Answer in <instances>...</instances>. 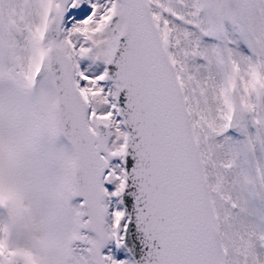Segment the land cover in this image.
I'll list each match as a JSON object with an SVG mask.
<instances>
[{
  "label": "snow or ice",
  "instance_id": "6c2138e0",
  "mask_svg": "<svg viewBox=\"0 0 264 264\" xmlns=\"http://www.w3.org/2000/svg\"><path fill=\"white\" fill-rule=\"evenodd\" d=\"M0 264H264V0H0Z\"/></svg>",
  "mask_w": 264,
  "mask_h": 264
},
{
  "label": "water",
  "instance_id": "95a60500",
  "mask_svg": "<svg viewBox=\"0 0 264 264\" xmlns=\"http://www.w3.org/2000/svg\"><path fill=\"white\" fill-rule=\"evenodd\" d=\"M131 202H132L131 199H129V203H131ZM137 235L139 236V234H137ZM140 255H143V253L142 252L138 253V257L137 258H139Z\"/></svg>",
  "mask_w": 264,
  "mask_h": 264
}]
</instances>
